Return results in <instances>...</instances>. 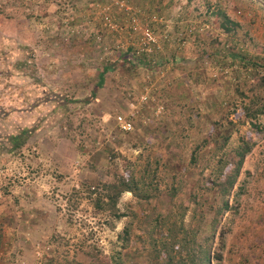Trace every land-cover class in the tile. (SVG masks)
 <instances>
[{"label": "rangeland", "instance_id": "374dc122", "mask_svg": "<svg viewBox=\"0 0 264 264\" xmlns=\"http://www.w3.org/2000/svg\"><path fill=\"white\" fill-rule=\"evenodd\" d=\"M262 75L264 0H0V264H264Z\"/></svg>", "mask_w": 264, "mask_h": 264}, {"label": "trees", "instance_id": "16d2710c", "mask_svg": "<svg viewBox=\"0 0 264 264\" xmlns=\"http://www.w3.org/2000/svg\"><path fill=\"white\" fill-rule=\"evenodd\" d=\"M217 15L221 17V22H220V27L224 30V31H230V27H232V21H230L224 14L223 11L221 10H217ZM236 57H238L239 59H242L244 61L247 62V64H253L254 66H258L259 65H255L253 62H251L250 60L246 59L245 57V53L241 54V53H235L234 54ZM104 69H102L103 71ZM255 88V86H254ZM259 88L264 90V76L262 75L261 78L259 79ZM253 90V89H252ZM257 97V96H256ZM21 137H19L18 134H16V136H14V140H18ZM244 147L240 148V150L237 153V159L236 161H234L232 168L230 169V171L226 174L225 179L221 182V184L219 185L218 189H217V195L218 197H214L211 198V200L209 202H207L210 205V208H213V216L210 218L209 222L207 223L208 225V230L210 231L213 228V225L216 222V216L218 214H220L222 211H226L229 209V204L228 201L226 199H223L222 197L226 194H229L230 192V188L233 186V183L235 182V178L238 174L239 168L241 166L242 160L244 155L249 151L251 144L249 142H245L244 143ZM105 188V192L104 195L107 198V201H104L102 199H96L94 200V206L98 207V208H105L104 206L107 205V209L108 210H114V216L115 218H120L122 216V213H120L118 211V209L115 208V204L116 201L118 199V197L120 196V194L124 191H129L132 192L134 195L135 193V189H134V185H133V181L131 178H126V177H122V179L118 182V184H114V183H107L104 185ZM216 199H218V202L215 203V205H212V203L214 201H216ZM101 202V203H99ZM210 233L207 234V236H209ZM202 256L200 261L203 264H210V260L211 258H215V260H218L220 258V255L215 253L214 255L211 256V252L209 251V249L206 251H202Z\"/></svg>", "mask_w": 264, "mask_h": 264}, {"label": "built area", "instance_id": "2783aa9c", "mask_svg": "<svg viewBox=\"0 0 264 264\" xmlns=\"http://www.w3.org/2000/svg\"><path fill=\"white\" fill-rule=\"evenodd\" d=\"M115 119H116L117 125L119 126L121 130L126 131V130L131 129V123L127 119L121 117L120 115L116 116Z\"/></svg>", "mask_w": 264, "mask_h": 264}, {"label": "crops", "instance_id": "0c3cea01", "mask_svg": "<svg viewBox=\"0 0 264 264\" xmlns=\"http://www.w3.org/2000/svg\"><path fill=\"white\" fill-rule=\"evenodd\" d=\"M264 258V257H263ZM264 261V260H263Z\"/></svg>", "mask_w": 264, "mask_h": 264}]
</instances>
